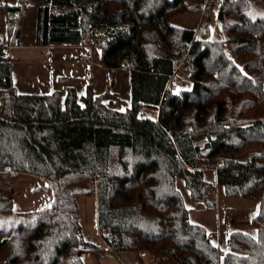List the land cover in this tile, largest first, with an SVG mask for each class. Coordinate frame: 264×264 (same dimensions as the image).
I'll list each match as a JSON object with an SVG mask.
<instances>
[{
  "label": "trees",
  "instance_id": "trees-1",
  "mask_svg": "<svg viewBox=\"0 0 264 264\" xmlns=\"http://www.w3.org/2000/svg\"><path fill=\"white\" fill-rule=\"evenodd\" d=\"M258 2L264 10V0ZM252 7L251 0H224L220 18L235 14L239 21L226 40H204L171 20L190 9L186 0L0 4L14 36L36 10L38 46H92L105 30L100 62L111 84L123 66L132 82L124 110L112 108L107 100L115 94H97L91 81L82 96L73 86L19 93L9 45L0 41V173L38 175L54 193L51 206L21 213L13 212L11 195H0V213L19 217L16 229L0 230V264H85L84 252L100 249L79 219L77 196L91 192L98 233L113 251L151 252L179 264H264V16L252 17ZM179 68L190 74L191 89L170 80ZM145 106L155 107L157 117L146 115ZM252 106L257 114L247 113ZM204 168L216 170L228 196L259 202L252 219L257 236L232 232L229 251L189 221L176 185L181 178L193 199L208 201ZM96 176V188L86 189Z\"/></svg>",
  "mask_w": 264,
  "mask_h": 264
},
{
  "label": "crops",
  "instance_id": "crops-1",
  "mask_svg": "<svg viewBox=\"0 0 264 264\" xmlns=\"http://www.w3.org/2000/svg\"><path fill=\"white\" fill-rule=\"evenodd\" d=\"M190 5V15L184 23L179 25L192 28L200 39L226 40L228 27L234 23V15H227L224 19L219 16L224 0H186ZM10 5H17L19 0H7ZM35 16L29 22L27 28L24 20L20 25L18 36L10 35L5 15L0 11V41L7 42L9 53L13 57L12 76L13 84L19 93L23 94H47L54 90L64 91L68 86L77 89L80 96L85 95L87 86L91 81L97 94L109 90L115 94L107 103L114 109L124 110L131 105L132 82L130 68L123 66L117 69L114 83L111 84L109 70L100 62L101 47L88 46L82 41L74 43H54L38 46L34 44ZM80 55L90 56L91 61H79ZM180 76V75H179ZM181 78L180 84L184 81ZM179 84V85H180ZM192 88V82L182 90ZM150 111L151 117H157L158 111L153 106H145ZM148 115V113H145ZM205 179L211 186H217V193L210 195L208 201L193 199L185 182L181 178L176 179V185L182 193L189 211V221L200 224L207 230L211 241L223 251H229V237L234 231H243L254 237L257 229L252 224V219L257 215L259 202L243 197L228 196L223 185L217 183L216 170L204 168ZM8 174H12L9 172ZM13 198V212L21 213L37 211L51 206L54 193L50 182L43 177L32 173L21 172L11 180ZM93 203V223L95 234L90 240L97 242L100 249L85 251L83 260L85 264H133L140 260L138 251H113L106 252L105 244L98 237V203L97 194L89 197ZM89 198L87 201L90 202ZM85 199V198H84ZM78 201V196H77ZM79 205V204H78ZM230 212L231 224L225 225L224 214ZM79 219L86 237H90L89 227L84 220L79 207ZM87 237V238H88ZM151 264H179L176 260L168 259Z\"/></svg>",
  "mask_w": 264,
  "mask_h": 264
},
{
  "label": "rangeland",
  "instance_id": "rangeland-1",
  "mask_svg": "<svg viewBox=\"0 0 264 264\" xmlns=\"http://www.w3.org/2000/svg\"><path fill=\"white\" fill-rule=\"evenodd\" d=\"M251 1H252V4H253V7H252V9L250 11L251 16L252 17H262V16H264L263 7L258 2V0H251ZM189 4H191V3H189ZM189 10H187L186 12L179 13L176 16H174L171 19L172 22L174 24H177V25H179L181 23H184L186 21L185 19H187V17H188V14L190 15V13H191ZM35 13H36L35 9H32V10H30L27 13L26 19L24 20L25 28L28 27L29 22L31 21V19L33 18ZM231 15H234V17H235V21L234 22L235 23L239 21V18H238L237 15H235V14H231ZM99 47H100L99 45L96 46L97 50H98ZM177 71H178V74L184 80L180 85L177 84V86H178L179 89H185L188 86V83L192 82L191 79H190V74L188 72H185V71L181 70V68H179ZM255 110H256V112H255ZM258 110H259V108L256 109V106H252V108L249 109L247 113L253 114V112H254V113L257 114ZM146 112L148 113V116L151 117L150 114H152V113L150 111L144 109V113H146ZM203 142L204 141H201V143H203ZM253 153H255V151H253V152H251L249 154L243 153L241 155H238L237 159L240 160V161H246ZM8 173L9 172H1L0 173V195H8V196L11 195V192H12L11 180H12L13 174H8ZM97 178L98 177L96 176V178L93 177V179L87 181L86 184L84 185L85 188L86 189H89V188L95 189L96 188L95 186H96V179ZM216 193H217V191H216ZM216 193H214V194H216ZM93 194L94 193L91 192L89 194L83 193V194L78 195V204H79V207H80V210H81V214H82L84 220L87 223V225L84 226L85 230H86L87 227H89V231L88 232H90V234H89L90 237H88V236L87 237H88V239H93L94 240V238H92V237L95 234V224L93 223V218H92L93 203H91V201L94 200V199L93 198L92 199L89 198V197L93 196ZM87 198H89L90 202L89 201L85 202L87 200ZM225 214H224V221H225ZM229 214H230V217H231V220H232L231 213H229ZM18 224H19V217H17L15 214H13V213H0V230H14V229L17 228ZM225 225H227V224H225ZM97 235H98V237L100 239L102 238V236H100V234H97ZM101 240L106 245L105 246V248H106L107 247L106 242L103 239H101ZM105 248H104V250H105ZM105 251L108 252L109 250L108 251L105 250ZM138 252H139V256H140L141 252H143V251H138ZM147 254L150 255V256H153V262L149 261L148 264L156 263L157 261H164V260H160L155 254H153L151 252H147ZM172 260H174V259H172Z\"/></svg>",
  "mask_w": 264,
  "mask_h": 264
},
{
  "label": "built area",
  "instance_id": "built-area-1",
  "mask_svg": "<svg viewBox=\"0 0 264 264\" xmlns=\"http://www.w3.org/2000/svg\"><path fill=\"white\" fill-rule=\"evenodd\" d=\"M6 1L7 0H0V4H4V3H6ZM97 35L98 36H96L93 39V45H100L108 37V34L105 33V30H99L97 32ZM78 60L79 61L90 62L91 61V57L90 56H85V55H80L78 57ZM170 80L172 82H174L175 84H180L181 78H180V76L178 74V71H176V72H174L173 74L170 75ZM216 191H217V186H211L210 189H209V191H208V193L211 194V195H213L214 193H216ZM229 213L230 212H226V214H225V221H224V223L227 224V225H230L231 224V217H230V214ZM100 236H101V234H100ZM101 239H103V238H101ZM105 250L111 251L113 249L107 244V247L105 248ZM149 261L150 262H153V256H150V255L147 254V252L143 251L140 254V260L138 262H136V263H133V264H148Z\"/></svg>",
  "mask_w": 264,
  "mask_h": 264
}]
</instances>
